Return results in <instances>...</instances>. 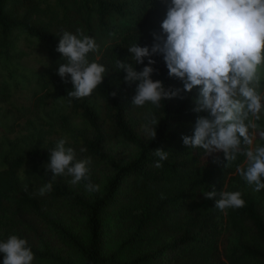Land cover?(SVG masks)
<instances>
[{
    "label": "trees",
    "instance_id": "trees-1",
    "mask_svg": "<svg viewBox=\"0 0 264 264\" xmlns=\"http://www.w3.org/2000/svg\"><path fill=\"white\" fill-rule=\"evenodd\" d=\"M157 1L0 0V92L19 84L17 71L8 62L12 56L22 58L26 54L16 48L20 37L36 40L49 52L51 67L38 78L51 82L57 80L58 66L64 61L55 50L62 31L75 34L79 28L98 40L99 51L95 53L100 58L94 54L90 61L105 66L104 82L89 97L72 99L70 104L67 93L72 84L60 80L59 89L68 108L86 127L64 129V134L75 142V151L111 170L98 192H88L87 181L79 183L87 196L56 179L52 191L39 196V189L53 175L44 165L55 146L10 144L8 136L13 129L9 119L0 120V241L17 235L28 241L37 261L72 264L46 244L41 249L34 246L30 238L39 234V224H43L80 258L81 264H264V190L254 192V186L236 171L238 165L246 166L245 157L238 156L226 167L223 153L206 156L203 149L183 145L181 137L193 135L195 91L183 101L161 102L159 109L150 104L133 107L135 85L128 87L123 82L125 73L116 68L117 59L134 64L127 50L131 44L151 46V27L143 16ZM114 19L129 24L121 41L110 37L122 28L115 26ZM152 59L158 69V74L151 77L154 81H162L166 88L182 87L178 80L168 77L162 57ZM146 65L147 58L144 65L134 67L141 71ZM148 109L155 113L158 123L152 126L156 127L155 139L146 142L136 129L147 123ZM259 123L264 124V117ZM115 139L136 147L137 156L125 163L110 156L106 147ZM255 144L264 146V140L257 136ZM158 148L170 152L161 168L154 167L158 158L153 152ZM217 157L219 163H214ZM88 176L91 183L99 185L92 172ZM212 189L217 193L241 192L245 206L223 212L216 209L215 199L203 196ZM62 202L78 209L84 218L85 242L51 218V211L58 210ZM112 226H129L131 232L110 251ZM146 241L161 244L124 260L127 251Z\"/></svg>",
    "mask_w": 264,
    "mask_h": 264
},
{
    "label": "clouds",
    "instance_id": "clouds-1",
    "mask_svg": "<svg viewBox=\"0 0 264 264\" xmlns=\"http://www.w3.org/2000/svg\"><path fill=\"white\" fill-rule=\"evenodd\" d=\"M166 11L160 31H153L151 46L133 43L127 49L133 63L116 60V68L125 73L123 82L134 88L133 107L150 104L155 109L161 102L172 99L183 101L196 93L192 112L197 114L192 136H182L183 145L191 149H203L206 156L223 153L226 167L238 156L245 157V165L236 171L254 186V192L264 190V146L255 144L257 136L264 140V0H161ZM56 52L64 63L59 64L57 75L64 83H71L68 91L72 99L89 97L104 82L107 69L90 61V53L98 52L94 38L77 29L73 34L62 31ZM154 56H160L168 77L178 80L182 87L166 88L162 81L153 80L158 74ZM147 65L137 71L134 65ZM45 59L46 58H42ZM70 77V81H69ZM115 97L116 93L111 92ZM145 130L155 139L157 117L152 109L145 114ZM68 140L61 138L49 152L46 172L52 178L38 192L44 196L52 191L53 181L59 176H70L71 184L81 181L88 192H98L99 185L89 179L91 157L77 160ZM86 151V149H81ZM168 151L156 149L158 158L154 167H163L169 158ZM214 163H219L217 157ZM205 199H215L220 211L245 206L239 191L214 189L203 194ZM218 197V199H217ZM162 198H164L162 196ZM3 264H32L34 253L28 241L11 235L0 241Z\"/></svg>",
    "mask_w": 264,
    "mask_h": 264
},
{
    "label": "rangeland",
    "instance_id": "rangeland-1",
    "mask_svg": "<svg viewBox=\"0 0 264 264\" xmlns=\"http://www.w3.org/2000/svg\"><path fill=\"white\" fill-rule=\"evenodd\" d=\"M68 6L72 10L74 9L72 5L69 4ZM165 11V5L161 0H158L155 6L149 7L144 12L143 17L150 24L151 29H149L151 32L160 31V24L164 18ZM42 20L48 21L45 18H42ZM112 21L116 27L120 26L122 28H118L117 35L113 34L110 37L116 41H121L129 24L119 19ZM94 39L96 42L98 41L96 38ZM16 48L26 53L22 58L12 56L8 62L17 71L19 84L12 86L9 91L3 89L0 92V120L7 121L9 119L11 129H13V133L8 136L11 140L10 144L19 142L22 145L30 143L38 146L50 144L55 146L59 139L65 137L75 151V142L64 134V129L83 130L86 128L84 123L75 117L73 111L68 108L62 98L63 96L61 97L59 87L62 83L59 82L61 79L58 75L57 80L54 82L43 81V78L39 81L40 79L38 78L39 76L43 77L51 67L52 60L49 52L38 46L36 40L25 36L18 39ZM94 54L96 59L100 58V55L94 52L89 54V60ZM42 58H46V60ZM64 62L62 61V63ZM260 91L264 94V80L261 81ZM136 130L146 142L151 139V136L145 130V125H139ZM69 144L66 147H70ZM106 150L110 156L116 157L123 163L134 159L138 154L136 147L121 139H115L108 143ZM75 154L76 158L81 160L89 157L78 151H75ZM91 159L92 163L89 165V171L98 178L101 190L107 177L111 175V170L101 165L97 160ZM55 179L83 196L88 195L79 183L76 185L70 183L72 179L70 176H59ZM50 216L63 224L67 230L79 237L83 242L86 241L85 220L78 209L62 202L58 210L51 211ZM39 228H41L39 234L30 238L37 249H41L42 244H46L55 254L65 258L72 264H81L80 258L68 246L63 244L49 227L39 224ZM130 232L129 226L124 228L112 226L109 250L111 251L120 241L125 240ZM145 237L148 239L150 233H147ZM160 244L161 241H153L152 243L146 241L143 245L127 251L124 260H129L154 247L160 246ZM32 264L48 263H42L34 259Z\"/></svg>",
    "mask_w": 264,
    "mask_h": 264
}]
</instances>
